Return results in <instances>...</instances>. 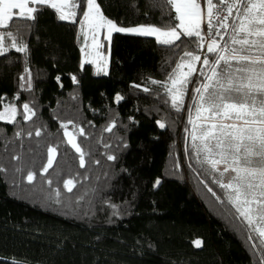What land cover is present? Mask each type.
<instances>
[{"label": "trees", "instance_id": "16d2710c", "mask_svg": "<svg viewBox=\"0 0 264 264\" xmlns=\"http://www.w3.org/2000/svg\"><path fill=\"white\" fill-rule=\"evenodd\" d=\"M97 3L105 17L125 27H164L170 11L164 0ZM36 15L33 27L25 30L27 57L14 50L0 56V96L13 102L27 66L32 90L23 91L17 105L34 101L37 109L34 122L20 117L19 124L0 122V165L7 169L0 173V264H260L264 250L251 247L244 228L200 182L204 177L193 170L199 165L185 154L184 128L191 127L187 109L195 83L178 113L164 103V90L149 82L167 79L180 49L169 50L154 37L115 32L109 72L96 75L92 64L81 68L79 12L77 23L59 20L47 6ZM117 93L124 97L119 104ZM69 120L88 134L86 140L78 137L91 152L86 169L78 167L74 150L61 143L59 124ZM112 120L116 127L104 132ZM157 120L166 127L159 128ZM37 127L43 135L29 138L26 133ZM20 128L25 135L15 139ZM50 145H59L56 160L41 177ZM108 153L117 160L108 161ZM14 154L22 159L11 160ZM15 167L24 171L16 173ZM30 170L37 172L32 185L23 179ZM77 173L81 183L73 191L81 195L87 190L84 200L64 198L56 204L45 199V180L62 187L61 181ZM157 178L161 183L154 187ZM208 186L223 196L210 179ZM196 240L201 247H195Z\"/></svg>", "mask_w": 264, "mask_h": 264}, {"label": "snow or ice", "instance_id": "6c2138e0", "mask_svg": "<svg viewBox=\"0 0 264 264\" xmlns=\"http://www.w3.org/2000/svg\"><path fill=\"white\" fill-rule=\"evenodd\" d=\"M164 3L170 6V11L165 14L164 27L139 25L124 28L103 15L97 0H0V29H3L0 31V56L14 50L27 57L29 47L24 41L25 30L33 27L36 14L44 6L54 9L59 20L70 23H77L79 12L82 16L80 34L85 37V45L87 26L92 35V45L97 48L102 46L97 39V30L106 28L108 34L104 39L108 41L112 32L127 33L154 37L157 44L169 50L180 49L178 62L167 79H150L149 82L164 90L168 97L164 103L170 102V107L178 113L184 110L189 86L195 83L187 109V124L191 127L184 128L185 154L199 165L193 170L204 177L200 182L205 184L218 203L226 205V210L244 228L251 247L264 250V0H164ZM171 11H174V16ZM101 61L97 75H107L103 56ZM193 77H196L195 82ZM56 79L59 83L60 77ZM71 79L73 83H78L75 76ZM19 81L21 91L11 98L13 102H6L8 98L0 96V122L19 124L17 117L24 122H34L37 116L34 101L17 105L21 93L32 90L30 68H24ZM60 86L63 87L62 84ZM133 87L146 93L151 91L139 84ZM123 99L119 93L114 97L117 104ZM156 123L161 129L166 127L161 120ZM115 127L116 121L112 120L103 131L111 133ZM59 128L63 130L64 137L61 143L74 150L78 167L86 169L91 152L86 151L82 142L78 141V137L88 138L85 129L71 120L61 121ZM23 135L24 130L20 128L15 132V139ZM26 135L29 138L33 135L41 137L43 132L37 127ZM58 147L48 146L46 163L39 172L41 177L53 167ZM104 147L112 146L105 143ZM21 159L19 154L11 156L13 161ZM106 159L115 161L117 156L108 153ZM92 163L99 165L100 161ZM192 167L189 164V168ZM5 171L7 169L0 165V173ZM23 171V167L14 168L16 173ZM80 175L77 173L61 181L62 187H53L51 179L45 180L48 185V189L43 190L46 192L45 199L56 204H63L64 198L69 201L74 198L77 203L84 200L87 190L81 195L73 191L81 183L77 178ZM23 179L32 185L37 179V172L30 170ZM87 179L88 176L83 175V180ZM209 179L222 190L223 196H218L208 186ZM160 183L157 178L154 187ZM65 193L72 196L65 197ZM194 245L199 248L202 241L196 240ZM260 264H264V256Z\"/></svg>", "mask_w": 264, "mask_h": 264}, {"label": "rangeland", "instance_id": "374dc122", "mask_svg": "<svg viewBox=\"0 0 264 264\" xmlns=\"http://www.w3.org/2000/svg\"><path fill=\"white\" fill-rule=\"evenodd\" d=\"M115 24L119 27L129 28V27L121 26L117 23ZM131 27H136V26H131ZM85 33L87 34L88 39H87V45H85V37L83 35L84 41L81 44V58H82L81 60H82L83 65L92 64L94 66V73L97 75V67L102 63L101 56H103L104 57L103 62L106 65L105 70L108 73L109 67H110V59H111V40L108 41L104 39V37L108 34L107 29L104 28V29L97 30V39H98V42L102 45L101 47H98V48L92 45V35L89 29L87 28V26L85 27ZM114 33L115 32L111 33V39ZM82 48H83V51H82ZM197 67H199V65H197ZM190 86H189V89H190ZM193 116L195 118V113H193ZM44 189L47 190L48 185L47 186L44 185Z\"/></svg>", "mask_w": 264, "mask_h": 264}]
</instances>
